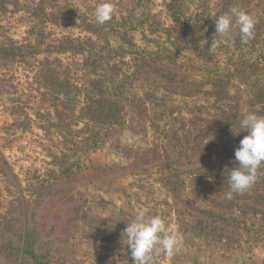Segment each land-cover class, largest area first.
<instances>
[{"label": "rangeland", "instance_id": "1", "mask_svg": "<svg viewBox=\"0 0 264 264\" xmlns=\"http://www.w3.org/2000/svg\"><path fill=\"white\" fill-rule=\"evenodd\" d=\"M105 2L131 51L150 65L136 75L133 55H99L81 41L89 35L83 29L61 15L57 25L45 17L60 9L94 23ZM168 2L7 0L0 48L29 43L39 52L0 55V264H132L121 233L141 211L181 238L171 256L154 250L153 264H264V187L212 209L192 183L205 172L189 164L209 139L229 138L203 136L207 125L223 113L240 123L250 103L264 106V0H182L185 18L203 27L187 46L167 35ZM233 7L255 19L259 40L232 43L240 38L236 26L210 51L214 20ZM64 36L83 42V54L47 51ZM110 45L129 50L117 38ZM107 62L129 77L119 87L124 122L92 146L93 127L76 111L89 95L86 79L103 75ZM218 76L229 79L223 100L209 94Z\"/></svg>", "mask_w": 264, "mask_h": 264}, {"label": "trees", "instance_id": "2", "mask_svg": "<svg viewBox=\"0 0 264 264\" xmlns=\"http://www.w3.org/2000/svg\"><path fill=\"white\" fill-rule=\"evenodd\" d=\"M7 4V0H0V11L4 10ZM182 0H169L166 4V9L169 12L171 18V27L167 30V35L169 38H173L177 42H181L183 46L191 45L198 39V34L200 31H203V27L199 24L190 23L182 12ZM60 12V13H59ZM59 12L52 13L48 12L45 14V17L49 20L50 23L58 24L59 16L61 15L62 21L71 22L72 28H81L84 32H87L89 35H86L81 41H84L86 45L95 46L98 50L99 55H118L126 53L127 55H133L131 60L133 61V75L140 72L142 67H150L147 60L143 57H140L139 53L131 51L133 47L132 41L128 38L126 30L120 28L117 23L114 24V16L111 15L109 21L104 24H99L96 21L94 23L88 22L86 20L76 21L78 18L68 15L69 13L62 12L59 9ZM60 20V21H61ZM193 38V41H189V38ZM110 38H117L119 40L120 46H125L129 50L124 51L121 47L113 49L110 45ZM255 35L254 40H259ZM65 42H58L56 45H47V51H53L55 53H68L74 52L76 54H83L84 45L83 42H80L79 39L73 40L64 36ZM264 42V35L262 36ZM60 41V40H59ZM241 37L236 39L232 43L241 44ZM262 42V41H261ZM99 43V44H98ZM254 44V43H252ZM59 45V46H58ZM91 51V48L89 49ZM24 52V53H23ZM39 52V49L32 44L27 43L26 45L5 47L4 49L0 48V55H34ZM196 55L200 58L205 59L204 49H195ZM90 55V52H88ZM119 54V55H120ZM106 71L103 75H97L94 77H88L86 79L87 89L89 95L85 103L78 107L76 111V119L80 123L87 125H92L93 129L90 130V133L93 134L92 138H89L87 143L95 146L97 144L98 137L99 140L103 138L112 131L116 126H121L123 124V110L121 105V95L119 94L120 85L124 83L125 78L128 74L122 73L116 63L107 62ZM117 78H121L120 84L116 82ZM229 80V79H228ZM227 81H224L221 76L216 77L210 81V85L213 88V91H209V94L215 99L223 100L226 98V86ZM128 80L125 82L126 84ZM117 83V84H116ZM250 109L248 113H255L258 116H264V106L255 107L254 104L250 103ZM240 123L235 121V116L232 114L223 113L222 117L215 122L210 123L202 129V135L212 138L211 136H216L221 133H229V138L227 141L221 140L216 143L212 139H209L206 145L202 146L200 157L197 161H189V164L192 167L200 166V169H196L199 172L203 170L205 173H202L199 177H193L192 183L194 184V190L198 197L201 200L208 203L212 209L216 208H225L229 204L231 205L232 199L226 198V193L222 191L224 184L228 183L229 172L228 169H232L236 166L234 152L235 149L239 146L240 141L248 135L247 132H244L240 128ZM98 129V131H96ZM191 150L194 152L197 150L196 145L193 143ZM188 163V162H187ZM218 185V189H216ZM229 187V185H227ZM264 187V165H262L257 172V179L255 184L252 187ZM204 214L212 216V211H205Z\"/></svg>", "mask_w": 264, "mask_h": 264}, {"label": "clouds", "instance_id": "3", "mask_svg": "<svg viewBox=\"0 0 264 264\" xmlns=\"http://www.w3.org/2000/svg\"><path fill=\"white\" fill-rule=\"evenodd\" d=\"M112 11L110 3L100 4L95 10L96 22L104 24L109 21ZM230 12L231 14L225 13L214 20L216 32L211 47L208 48L210 51L236 26L239 28L242 42L254 37L255 19L235 7ZM239 126L248 135L235 149L236 166L228 169V199L232 198L233 193H243L251 188L256 182L258 169L264 165V116L247 113ZM121 236L130 251L132 264H153L154 250L171 256L181 239L178 234L169 233L168 227L159 216L146 217L143 211L138 212L135 218L126 224Z\"/></svg>", "mask_w": 264, "mask_h": 264}]
</instances>
